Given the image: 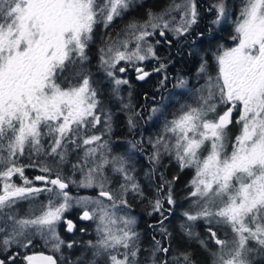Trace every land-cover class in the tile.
Masks as SVG:
<instances>
[{
	"label": "snow or ice",
	"instance_id": "obj_1",
	"mask_svg": "<svg viewBox=\"0 0 264 264\" xmlns=\"http://www.w3.org/2000/svg\"><path fill=\"white\" fill-rule=\"evenodd\" d=\"M135 4L136 0H0V244L5 250L13 244L26 248L33 237L39 236L45 245L51 244L52 250L60 253L65 242L57 233V225L65 222L68 232L74 230L75 225L65 220L64 213L75 206L84 209L81 220L97 222L98 238L87 242L90 259L82 253L69 264H100L103 258L108 264H139L141 233L136 230V218L123 209L128 207L124 197L129 192L142 197L143 191L129 171V159L123 154L112 155L111 141L103 139L111 133L112 114L101 108L91 74L84 68L88 59L85 49L96 26L107 30ZM213 7L217 15L212 23L218 24L228 15L225 0H218ZM177 12L178 22L173 15ZM147 16L143 22L130 21L114 37L102 38L100 66L113 78L116 87L112 92L117 96L119 86L129 83L116 77L119 63L135 66L137 62L159 60L147 38L157 29L161 37L166 30L177 38L183 37L197 23V5L195 0H171L164 10L149 11ZM234 33L235 46L221 45L223 50L214 53L218 68L215 76L207 74L206 63L201 64L199 73L206 76V81L195 89L196 106L181 105L179 114L166 120L162 132L150 140L154 151L149 159L154 164L166 153L174 155L182 170L195 169L189 182L195 211L183 213L186 222L181 229L189 239L205 246L191 222L203 220L209 225L211 239L219 246V251L213 253V264H253L255 255L264 254V0H242ZM133 43L135 47L130 49ZM69 63L76 70L65 76ZM164 68L166 65L160 63L154 71ZM118 71L124 73L126 68L119 67ZM135 71L141 81L151 75L142 67ZM81 76L82 81L78 79ZM65 82L67 87L62 86ZM186 83L181 78L176 87L185 88ZM221 105L226 110L217 114ZM237 109L240 115L235 123L241 127L228 152V129ZM160 112L161 107L151 109L153 115ZM139 115L134 112L129 116L130 130L137 125L133 117ZM102 119L104 132L100 135L83 138L82 145L73 138L89 125L96 128ZM44 137L49 138L47 147L42 144ZM129 143L132 148L137 146ZM69 144L83 147L84 152L72 164L73 176L65 177ZM205 148L207 154L202 156ZM26 152L30 159H37L29 165L20 164ZM106 166L122 175L118 190L109 188L112 181L106 175ZM26 167H39L42 174L28 179ZM77 171L81 173L78 181L73 178ZM15 175L21 184L13 181ZM69 184L99 192L96 197L71 196ZM165 185L169 189L167 203L175 204L171 182L166 181L157 188L158 198L150 201L154 212L162 213L165 198L159 193ZM41 194H46L47 202L36 204ZM22 201L30 202L25 216L16 211ZM213 223L229 226L234 234L227 252L229 241L217 237L210 227ZM160 224V232L168 238L163 219ZM152 241L148 257L151 264H169L155 259L158 253H168L169 247H163L155 236ZM250 242H255L256 247H250ZM66 246L71 249L74 242ZM23 259L27 264H58L53 255L43 253ZM64 259L61 255L60 261ZM173 261L193 264L190 253H181ZM0 264L4 261L0 260Z\"/></svg>",
	"mask_w": 264,
	"mask_h": 264
},
{
	"label": "trees",
	"instance_id": "obj_2",
	"mask_svg": "<svg viewBox=\"0 0 264 264\" xmlns=\"http://www.w3.org/2000/svg\"><path fill=\"white\" fill-rule=\"evenodd\" d=\"M218 0H195L197 5V23L191 27L190 31L185 34L183 37L173 39L171 36L165 37L167 40L171 41V44L166 42L160 41V43L154 44V51L156 52V56L160 59L159 64H153L154 60H150L143 64L147 66L149 69L152 70L151 75L147 78L145 82L140 83L139 81L132 79L130 81V94L128 98L124 96L123 104H127L126 102H135L136 105L143 101V94L145 92V105L141 104L143 108L140 110V116L146 113L149 110V106L151 105H158L163 100L164 96L168 95L167 93L170 92V88L172 87L171 82L169 81L165 85L161 84V78L164 76V73L171 72L176 73L184 76V79L187 82V86L189 90L187 93L181 94L177 98H173L171 100H163V108L160 114L156 115L153 120H150L148 124L141 122V124L137 123L136 131H140L139 129H144V125H148L147 128L151 126H163L166 120H171L175 115L179 114V109L181 105L193 103L196 106V101L190 100L192 96H196L195 89L199 88L201 85L205 84L206 76L199 73V69L201 64L206 63V72L212 76H215L218 68L217 63L214 58V53H217V50L223 49L220 48L222 45L224 48L232 47L235 42L232 40V36L234 33V22L240 12L242 6V0L238 4L237 8H234L231 12H228L227 18H225V23L218 25L217 28L211 26L213 20H215L217 12L212 7L214 2ZM151 2L148 0L140 1L136 3L129 11H127L122 17L116 18L112 24L105 30L102 25H98L95 28L94 35L92 41L88 44L87 48L85 49V54L87 56V61L84 63V68L91 74V82L92 86L98 92V98L101 101V107L105 109V96L110 99L113 97V93L109 94V91H112L111 84L109 83V77L106 75L103 68L100 66L99 56L100 52L99 49L102 46L103 39L107 38L108 36H115V34L120 31L126 24L130 21L136 20L139 22H143L145 20L146 15L148 14V9H151ZM167 3H171V0H168ZM155 9V8H154ZM147 13V14H146ZM209 19V20H208ZM183 40V41H182ZM182 41V42H181ZM157 62V61H156ZM160 63H164L166 68H164L160 72H155L154 69L158 68ZM76 69L73 68L71 63L68 64L67 69L64 73L65 76L73 75ZM128 77H132L130 74ZM82 81L83 76L78 78ZM63 80V77H61ZM127 85V86H128ZM63 87H67V82L62 84ZM161 87V88H160ZM160 88L157 92L156 89ZM126 89L123 90L125 92ZM122 92V93H123ZM189 92V93H188ZM131 100V101H130ZM165 101V103H164ZM131 109H134L132 107ZM146 109V110H145ZM226 109V106L221 105L217 113ZM112 113L113 111H123L122 107L116 108H107ZM132 110H130L131 113ZM237 115V110H234L232 115V124L229 128L233 130V138L231 142L234 140L235 136L239 134L240 125L235 123V118ZM121 122H120V133L116 135L120 140L125 142H132L137 144H141V149L139 147H135L134 152L135 156L139 161H144L143 171L145 170L149 183L146 185L142 182L141 179H137V183L140 185L141 189L144 191V197L140 195L135 196H126L128 207L133 211L134 215L137 218V224L141 225L142 228H148V223L150 221H155L156 224L154 226L155 229L159 230L161 227V218L163 219V227L167 229V233L170 234L168 238H165L163 234L162 242L167 243L169 247V264H175L173 261V257H178L181 253H190V259L193 264H213V253L219 249V246L215 244V241L211 239L210 233L208 231L209 225L205 223L203 220H198L195 222H191L193 225V231L199 234V239L204 240L206 242L205 246H202L199 243V240L196 239H189L185 234L184 231L181 229V224L186 222V217L183 215L185 211L193 212V198L189 197V193L191 192V188L189 186V180L192 176V168H185L181 169L179 163L175 159L174 155H168L163 153L161 155L160 161L157 164H154L149 157L154 151L152 143L150 140H155L153 138L149 139V143L152 146V149L149 148L148 145L139 143V139L133 137V135L126 133L123 115H120ZM139 117V116H137ZM211 118V117H210ZM113 122V121H112ZM147 123V122H146ZM146 128V132H147ZM104 132V124L103 119L101 124L97 125L94 128L93 132L87 131V135L96 134V133H103ZM80 136L78 138V142L81 139V135L83 133L80 131ZM113 128L109 135H104V139L110 140L114 136ZM146 135H148L146 133ZM44 142V141H43ZM138 142V143H137ZM138 146V145H137ZM6 155V154H5ZM37 159L36 156H32L31 159L29 158L28 153L26 152L24 156L20 157L19 163L23 165H29L30 163L34 162ZM42 159V157H40ZM3 167H7L4 165ZM39 171L38 167H26L25 168V176L29 179L33 174H37L36 172ZM176 178L175 180L173 178ZM18 178V179H17ZM32 178V177H31ZM13 181L16 183L21 184L20 178L15 175L13 176ZM171 182L172 194L173 199L175 201L174 205H166L165 197H167L166 192H168V186L165 185L159 193L160 196L164 197L163 203V210H162V217L160 219H155L151 217L149 212L155 213L152 210V205L150 201H153L151 198V194L157 196V188L165 182ZM18 184V185H19ZM70 189V188H69ZM73 191V190H71ZM84 191V190H82ZM95 190L90 189L85 191L87 194H94ZM153 197V196H152ZM158 197V196H157ZM168 208L169 211H167ZM72 213V212H71ZM70 213V215H71ZM70 218L75 219L77 215L70 216ZM144 215L145 219L142 221L141 216ZM157 216V215H156ZM163 217H167L164 219ZM77 224L79 221L77 220ZM227 230H231V228L225 225ZM212 231L216 232L217 237L222 240H227V235L223 232L224 225H217L213 223L210 225ZM142 228L139 227L137 229L138 232L142 235ZM74 228L72 232L67 231V226L65 229H59V233L61 239L65 242L62 246V251L64 255V260L66 263L69 264V260L75 261L77 257L80 256V252L84 250L85 245L90 240L91 235L87 233L88 224L85 226L84 233L80 232ZM147 236L149 234L147 233ZM142 237V236H141ZM0 234V240H2ZM142 240V238H141ZM69 241L74 242L73 248H67V243ZM151 241L145 243L146 248H149ZM144 245V247H145ZM254 247H256L254 242ZM80 249V252H76ZM50 253L53 254L56 259L58 260V264L60 260L58 259V254L53 252L50 248L44 247L41 243L37 240H33L32 244L26 248H22L20 245L14 244L11 245L5 250L4 246L0 244V258L4 260V264H25L24 256L27 254H34V253ZM202 252L209 253L206 257L202 256ZM260 257L258 260L253 262V264H264V254H259ZM9 257H12L10 260ZM139 257V256H138ZM157 262L161 261V256L156 258ZM150 263H149V262ZM147 264H151V261L148 259Z\"/></svg>",
	"mask_w": 264,
	"mask_h": 264
},
{
	"label": "rangeland",
	"instance_id": "obj_3",
	"mask_svg": "<svg viewBox=\"0 0 264 264\" xmlns=\"http://www.w3.org/2000/svg\"><path fill=\"white\" fill-rule=\"evenodd\" d=\"M140 1H143V0H136V3H139ZM148 2H151L150 3L151 4V9H148V12L149 11H152L154 13L161 12L162 10H164L170 4V3H167L168 0H148ZM176 2L177 3H180L181 0H176ZM217 2L215 1L214 4L217 3ZM239 3H240V0H225V4H226V8H227L228 12H231L234 8H237V6H238ZM173 15L176 16V20L178 22L179 19H180V14L177 12V13H173ZM147 18H148V16L146 15L145 20ZM225 18H227V16ZM225 18H222V20L220 21L221 24L225 23V21H224ZM220 23H218V24L209 23V24H211L212 27L217 28L218 25H220ZM175 26H176L175 24L172 25V27H175ZM148 30L149 31H152V29H148ZM167 36H171L173 39H177V37H175L172 32L167 31V30L165 31V36L164 37H161L160 34H159V30L158 29L154 32V34L151 37H148L147 39H148L149 43H151L154 46V44H157L156 43L157 41H163L164 42V40H161V39H165L166 42L170 41V40H167L165 38ZM236 42H238V41H236ZM234 46H235V44L232 47H234ZM134 47H135L134 43L132 45H130V49L131 48H134ZM150 60H154L153 64H159V62H160V60H157V59H149V60H146V61H143V62H137L135 64V66H129V65L126 64V62L121 61L119 63V65H118V68L119 67H125L126 68V71L124 73H120L118 71V68H117V70L115 72V75H116L117 78L126 79V76L128 75L127 74L128 68H133L134 69V68H136V66L139 67V65H143V64H145V62L150 61ZM168 78L169 77L166 75V73H164V76H162V78H161V81L162 80L164 81L163 85H165L166 83L169 82V79ZM181 78L184 79V76L181 75V74H179L178 72H176V73H174L172 75V77L170 79V82H171L172 87L170 88V92L167 93L168 95L164 96L163 100H165V101L171 100L173 98H177L181 94L187 93V91L189 90V88L187 86V83H186V87L185 88L176 87V84H177L178 80L181 79ZM108 81L111 84V87H112L111 89H113L114 87H116L113 78H110L109 77V80ZM119 88H120L119 95L117 96V95L113 94L114 96L113 97H110V99L105 96V101H106L105 102L106 103L105 104V109L101 107L102 109H104V110H106L108 112H110V110H107V108L122 107V109H123V111L122 110L121 111H118L117 110V111H113L112 113L110 112L112 114V121H113L112 122V128H113V132L115 134L110 139L111 146H112V149H113L112 155H115V154H123V155H125L129 159V161H130L129 171H130L131 175L134 176L135 181L137 182V179H141L142 182L147 185L149 183L148 176L146 175L145 170L143 171V169H142L143 166H144V161L143 160L142 161H139L136 158L135 152H134V148L131 147V144L128 142L129 140H126L125 139V142H124L123 140H120L118 137H116V135H118L120 133L119 132L120 131V127H121L120 126V122H121L120 115H123L124 116L123 117V119H124V125H125V129L124 130H126V133H128L130 135L132 134L133 137L139 139L140 142H142V144L148 145L149 148H151V149H152V146L149 143L148 136L150 138L155 139L162 132V127L155 126L154 125V126H151L150 128H147L148 125H146V128H147V132H146V128H145V125H144V129H142L141 131H136L137 130L136 127H135V129L130 130L129 129V126H128V118H129V116L132 115L134 112L140 113V110L143 108V106L141 105V103H139L138 105H136L135 102L134 103L133 102H126L128 105H130V107L129 108H125L124 107V104H123V102L125 101L124 100V96L126 97V99L128 98V96L130 94V86L129 85L127 86V84L126 85H120ZM160 88L156 89L155 92H157ZM124 89H126L125 92H123ZM111 92L112 91H109L108 93L111 94ZM123 94H124V96H123ZM190 100H192V101L195 100L196 101V96H192V98ZM165 101H164V103H165ZM190 104L193 105V103H190ZM162 105L163 104H161V103H159L158 105H151V106H149V110H148L147 113H146V111H144V114L143 115H141V116L139 115V117L134 116L133 118L137 121L138 124L139 123L141 124V122H143L145 124H148V122H150V120H153L156 115L160 114V113H157V114L153 115L151 113V109L154 106L163 108ZM132 107H134V109H131ZM130 110H132L131 113H130ZM225 110H223V111H225ZM223 111H221V112H219L217 114H222ZM97 114H100L99 110H98ZM239 115H240V113H239V110L237 109V115H236L235 121L238 119ZM150 116H151V119H150ZM240 127H241V125H240ZM93 130H94V128H91L90 125H89V127H88L87 130H85V129H81L80 130L83 133V135H81V139L79 140L80 141L79 143L81 145H82L83 138H85L87 136H91V135H100L99 133L91 134V135H87L86 134L87 131L93 132ZM232 130H233L232 128H229L228 129V132H229V146L227 148V151L228 152L231 151V139L233 138V131ZM146 133L148 135H146ZM79 136L78 137H73V138H75V139L78 140ZM103 139H104V136H103ZM104 140H106V139H104ZM234 140H235V138H234ZM48 143H49V138L48 137H44L42 139V144L45 147H47ZM68 149H69V153H68V163L64 166V175H65V177L73 176L72 164L77 163L78 159L83 155V152H84L83 147L77 148L75 144H69L68 145ZM206 154H207V148H205V150L202 152V156L203 155H206ZM42 159H43V157H42ZM38 170H39V167H38ZM105 172H106V175H108L110 177L111 181H112V183L109 185V188L111 190H113V191L118 190L120 183L123 182L122 175L113 173L110 166H106ZM36 173H37L36 175H41L42 174L40 172V170L37 171ZM36 175L34 173L33 176H31L32 178L30 177L29 179H33ZM194 175H195V169L192 168V176H191L189 182L192 180V178H193ZM53 177H54V175H53ZM73 178L78 181L81 178V173L79 171H77L75 173V175H74ZM19 183H16V184H19ZM21 183H22V180H21ZM34 183H35L36 186H40L41 185V182H34ZM189 186H190L191 191H192L193 188H192V186H191L190 183H189ZM69 188H68L67 191L69 192V194L71 196H77V195H79V196H91V197H96L97 196V195H90V194L85 193V191L90 190V189H78L76 186H74L72 184H69ZM71 190H73V191H71ZM82 190H84V191H82ZM93 190H95V192L96 191H99V189H93ZM167 194H168V192H166V195ZM128 195L135 196L136 194L135 193H132V192H129L126 196H128ZM126 196L124 197L125 199H126ZM151 198L154 201L158 197L155 196L154 194H151ZM165 201L167 203V200L166 199H165ZM41 202H43V203H46L47 202V196H46V194H41L39 196V198L35 201L36 204H39ZM106 203H108V202L106 201ZM167 205H169V204H167ZM29 208H30V202L29 201H22V202H20L17 205L16 211H18V213H19L20 216H25L28 213ZM83 210H84L83 208H79V207H75L74 206V207L70 208L67 212L64 213V218H65V220H68L69 219V215H70L71 212L72 213H71L70 216H74L75 214L78 215L80 212H83ZM123 211L128 212L130 215H132V216H134L136 218V216L134 215L133 211L129 207L124 208ZM159 213H161V212H159ZM36 214L39 215V211H37ZM136 220H137V218H136ZM96 224H97L96 221H88V229H87L88 231H87V233L91 235L89 241H93L94 242L98 238L97 237V233H96ZM66 226H67V224L65 222H61V223H59L57 225V233H58L59 236H60L59 229H65ZM224 227L225 228H224L223 232L227 235V240L226 241H229V245L225 249V251L227 252L228 249H230L232 247L231 241L234 239V234H233L232 231L227 230V228H226L225 225H224ZM141 236H142L141 237L142 239H145L146 238V235L145 234H142ZM1 238H3V234H1ZM60 238H61V236H60ZM32 239L39 241L41 243V245H43L44 247L50 248L52 250L51 244L45 245L44 241L39 236H35ZM249 246L250 247H254V242H250L249 243ZM22 248H24V247H22ZM86 249H87V244L85 245L83 251L80 252V249H79L76 252L79 251L80 252V255H81L82 253H86ZM121 251H123V249H121ZM218 251H219V249L216 252H218ZM48 254H50V253H48ZM57 254H58L57 255L58 256V259L60 260V257H61V255H63V253L60 252V253H57ZM51 255H53V254H51ZM208 255H209V253L202 252V256L203 257H206L207 258ZM149 256H150V254L147 255L146 258L141 259L142 264H147L149 262L148 261V257ZM63 257H64V255H63ZM156 257H155V259H156ZM259 257H260L259 254H257V255L254 256L255 262L258 260ZM90 258H91V252L89 250L86 253L85 259H90ZM225 259H228V256H225ZM254 260H253V262H254ZM138 261H139V264H141L139 258H138ZM60 263L61 264H68V263H66L65 260H63L62 262L60 261ZM100 264H108L107 259L106 258L101 259L100 260Z\"/></svg>",
	"mask_w": 264,
	"mask_h": 264
},
{
	"label": "flooded vegetation",
	"instance_id": "obj_4",
	"mask_svg": "<svg viewBox=\"0 0 264 264\" xmlns=\"http://www.w3.org/2000/svg\"><path fill=\"white\" fill-rule=\"evenodd\" d=\"M162 40V39H161ZM183 41V40H182ZM181 41V42H182ZM163 42V41H162ZM139 66H141L145 71H148L149 73H152V70L151 69H149L147 66H144V65H139ZM136 67H138V66H136ZM127 74L129 75H131L132 77H128V75L126 76V79L128 80V84H130V81L132 80V79H135V80H137V81H139L140 83H142V82H145L146 80H147V78L149 77H147V78H145V80H143V81H141V80H138L137 79V73H136V71H135V68L133 69V68H128V71H127ZM166 75L169 77L168 79H169V81H170V79H171V77H172V75H173V73H171V72H166ZM127 84V85H128ZM145 98H146V94H145V92H144V94H143V101L145 102ZM144 102H142L141 104H143V105H145V103ZM140 131H141V129H139ZM139 143H141L140 142V140H139ZM138 146H136V148L137 147H139V149H141V144H137ZM135 149V148H134ZM143 191V190H142ZM93 195H98V192H94V194ZM145 195H144V191H143V197H144ZM167 205V204H166ZM165 209L167 210V211H169L168 210V208H166L165 207ZM154 212V211H153ZM81 214H82V212H80L78 215H77V217H76V220L75 219H72V218H70L69 217V219L68 220H72V222H73V224L75 225V228L77 229V227L79 228L78 230L80 231V232H82V233H84V231H81V229H85V226L88 224V221H84V220H81L80 219V217H81ZM162 214L163 213H159V212H155V213H152L149 217H150V219H152L151 217H154L155 219H160V217H162ZM157 215V216H156ZM164 218V217H163ZM145 219V216L144 215H142L141 216V220L143 221ZM77 220L79 221V224H77ZM161 220H162V218H161ZM156 221V220H155ZM155 221H150L149 223H148V228H146V227H144V228H142V223H141V225L140 224H138V226L136 227V230L139 228V227H141L142 228V234H145L146 235V238L145 239H142L141 240V244H140V248H141V250H140V252H139V259H140V263L142 264V261H141V259H143V258H146V256L147 255H149L150 254V250H151V247H152V245H153V241H152V237L153 236H155V238L157 239V240H160L161 241V245L163 246V247H168V244L167 243H163L162 242V233L160 234L159 233V230L158 229H155L154 227H149V225H153V226H155V224H156V222ZM75 229V230H76ZM147 233L149 234V236H147ZM148 241H151V243H150V246H149V248H146V246L144 247V244L145 243H147ZM146 249H147V251H146ZM39 253H43V254H46V253H44V252H39ZM34 254H38V253H34ZM34 254H27V255H34ZM27 255H25V256H27ZM144 256V257H143ZM161 256V260H167V261H169L168 259H169V252L168 253H158L157 254V257L156 258H158V257H160ZM54 258H56L55 256H54ZM0 260H3V259H1L0 258ZM4 261V260H3ZM24 262H25V264H27V262L24 260Z\"/></svg>",
	"mask_w": 264,
	"mask_h": 264
},
{
	"label": "water",
	"instance_id": "obj_5",
	"mask_svg": "<svg viewBox=\"0 0 264 264\" xmlns=\"http://www.w3.org/2000/svg\"><path fill=\"white\" fill-rule=\"evenodd\" d=\"M52 178H55V177H52ZM68 190V189H67ZM41 253H38V254H34L36 256L40 255ZM44 255H49V254H44Z\"/></svg>",
	"mask_w": 264,
	"mask_h": 264
}]
</instances>
